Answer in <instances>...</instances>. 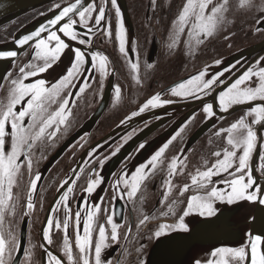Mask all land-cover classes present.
<instances>
[{"label": "flooded vegetation", "instance_id": "obj_1", "mask_svg": "<svg viewBox=\"0 0 264 264\" xmlns=\"http://www.w3.org/2000/svg\"><path fill=\"white\" fill-rule=\"evenodd\" d=\"M71 2L74 0H47L1 17L0 42L7 41L25 27H35L46 16L53 14L51 19L54 18V13ZM92 2L93 0H82L85 6ZM94 2L97 6L103 4L106 7L105 22L89 34L91 45H79L78 41L70 43L72 47L79 46L85 50L89 58L93 51L106 55L109 58V75L101 79L100 73L92 69L90 63L86 64L85 68L88 71L81 79L75 81L77 87L69 90L72 93L78 92L84 78H87L89 87L80 96L70 97L73 103L71 116L66 125L60 126V131L52 140L45 139L42 144L38 142L35 147L32 155L34 162L32 174L34 176L39 172L42 178L33 193L35 208L29 216L24 215L27 211L26 198L30 179L26 171L20 187L13 190L14 195L18 196L16 212L9 216L8 220L11 221V226L15 227L21 245L20 251L16 253L17 264L25 259L24 250L32 252L30 264H42L46 261L45 251L63 256L61 251L63 229L54 228L53 243L48 244L43 240L42 228L49 215H55L56 219L63 220V206H60L59 212L55 214L51 209L56 207L55 201L63 191H67V187L61 188L64 181L73 180L76 183L69 184L73 187V193L69 198V207L72 210L69 239L74 256L78 255V249L75 247L74 214L76 211L83 212V201L86 199L89 207L94 204L101 205V211L96 218L97 232L98 225L103 224L110 235L111 225L107 224L108 215H113L115 222L121 225L118 229L119 240L107 241L108 247L103 250L102 259L110 260L112 264H149L148 255L157 240L154 233L159 225L177 224L179 217L187 210V201L191 196H206L212 187L227 189V185L221 183L225 179L232 178L227 173L213 177L211 184L200 189L191 184V176L195 175L197 170L203 171L211 166L216 159L214 152L229 147L226 143L227 133L217 136L216 132L228 128L239 118L245 117L249 108L261 103L255 101L234 105L228 111H221L217 97L249 67H264V59H262L264 58V23H257L258 20L264 19V11H262L264 0H252L251 7L243 8L239 7V0H229L227 22L211 37H202L203 42L199 44L196 43L195 37L189 36V26H185L184 31L177 35V26L173 24L186 0H155L154 5L152 0H117L121 13L125 2L133 26L132 40H127L125 36L127 55L119 51L115 8L111 6L110 0H94ZM221 2L222 0H213L209 11L212 6ZM56 4H60L61 9H57ZM73 18L78 20V17ZM93 22L90 21V25ZM109 23L111 36L104 34ZM78 30L81 35L86 31L82 27H78ZM60 35L69 42L67 37ZM174 40V46L169 48L168 45ZM34 45L35 41L17 59L11 76L1 90L0 102L6 103L11 86L10 80L19 77L20 67L28 63L42 64V61L34 59ZM133 47L136 57L133 56ZM71 58L72 53L66 50L51 69L39 74L38 77H30L25 82L29 83L39 78L46 80L49 85L54 83L65 74ZM129 60L139 62L142 78V83L139 85L132 79ZM216 60L222 62L216 64ZM149 63L153 65L150 69L147 68ZM224 69L230 70L224 72ZM204 70H207L205 79L224 72L220 77L224 83L214 85L213 90L206 96L197 93L196 96L182 98L171 94L170 89L174 85ZM256 82H258L257 78L253 77V81L245 82L242 87L255 86ZM117 86L121 89L119 102L115 100L114 90ZM69 90L61 96H66ZM157 93L160 94L161 100H169L171 103L131 116L132 112L138 111L148 98ZM206 103H213L215 116L208 118L203 112ZM57 107L58 104L52 105L50 111H54ZM97 112V115L101 116L93 123L91 119ZM128 117L131 118L127 119ZM253 118L246 117V122L251 123ZM27 120L26 117L25 123ZM254 130L257 131L258 137H264V127L256 125ZM178 132L179 135H176ZM75 135L77 137L59 157L51 161L57 150ZM174 135L176 139L166 150L163 163L159 164L142 184L137 196L129 200L125 195L121 199L123 185H120L119 191L114 187L120 176L127 174L130 177L136 167L146 163L154 152ZM133 141L138 142L135 147L112 165V160L120 154V150ZM141 143H144L145 147L137 151ZM259 143L264 144V140H260ZM117 148L119 151L113 156L112 153ZM260 151L264 149L258 147L254 152L250 167L253 169L252 175L257 184L264 188V172L260 169ZM90 152H92L91 156ZM173 157L187 159L184 160L183 171L179 170L181 166L178 165L176 174L171 177L174 187L166 199L164 193L167 189L164 181L169 178L168 165ZM101 160L104 161L102 165ZM96 173L103 177V182L94 192L88 194L84 189L89 179L95 178ZM185 184L189 185V189L181 194L180 189ZM239 203L243 205V211L248 219L256 212L254 202L238 201L228 204L213 200V206ZM170 206L171 210H169ZM144 215H148L150 219L137 227ZM95 236L96 233L94 239ZM41 245H44V248H41ZM244 245L240 243L238 247ZM64 259L66 260V257Z\"/></svg>", "mask_w": 264, "mask_h": 264}, {"label": "snow or ice", "instance_id": "obj_2", "mask_svg": "<svg viewBox=\"0 0 264 264\" xmlns=\"http://www.w3.org/2000/svg\"><path fill=\"white\" fill-rule=\"evenodd\" d=\"M153 5L155 0H152ZM111 6L115 8L117 25L116 38L119 41V51L127 55L126 51V30L123 24L122 13L117 4V0H110ZM213 0H186L178 16L173 21L177 26V35L183 32L185 26H189V36L195 37L196 43H202V37H211L218 28L227 22L226 14L229 11V0H222L210 8ZM252 0H239V7H251ZM57 9H61L60 4H56ZM264 11V9H262ZM95 13V15H94ZM73 17H78L74 19ZM106 20V7L102 4L97 6L93 0L86 6L82 0H74L64 6L54 18L47 21V24H42L38 29L28 35H24L15 44L19 47L28 45L30 41L35 40L34 59L42 61V64L28 63L19 68V77L10 80V89L8 91L6 103L0 102V264H17L16 253L20 251L21 245L19 237L16 234V229L11 226V221L8 220L16 212L17 195H14V188L20 187L23 181L25 171L30 177L28 181V191L26 198L27 211L25 216H29L35 208L33 193L38 187V182L41 180V174L36 172L33 176V159L32 155L35 147L39 143H43L45 139L52 140L60 131L61 125H66L71 116V104L73 101L70 97L73 93L69 90L72 87H77L76 80L83 77V74L88 71L85 65L90 63L92 69L100 73L101 79L109 75L108 62L109 58L100 52H91L90 58L85 50L81 47H72V41H78L79 45H91V40L88 39L90 33L97 29ZM90 21H94L90 25ZM257 23H264V19L258 20ZM78 27L86 29L81 35ZM54 29V30H53ZM42 33H47L46 37H42ZM68 38L69 42L61 38ZM105 35L111 36L110 23L105 28ZM175 40L168 47L172 48ZM72 53L70 66L67 68L64 75L50 85L44 79H35L32 82L26 83L30 77H38L39 74L45 73L53 67L65 53ZM18 55L16 51L0 50V59L15 58ZM264 59V58H262ZM222 61L216 60V64ZM129 68L131 70L132 79L137 85L142 83L140 75L139 62L129 60ZM259 63V62H257ZM151 63L147 64V68H152ZM234 67V66H233ZM230 69H224V72ZM206 71H200L198 74L191 76L189 79L181 81L174 85L170 92L173 96L187 98L196 96L197 93L209 95L217 83H224L220 77L224 72L217 73L209 79H205ZM11 73L0 77L8 79ZM253 77L257 78L255 86H243L245 82L253 81ZM89 87L87 78L79 86L76 96H80ZM66 90L67 95L61 96ZM115 100L119 102L121 99V89L119 86L115 88ZM219 108L221 111H228L234 105L248 104L250 102L260 101L253 107L249 108L245 117L239 118L233 122L228 128L220 129L216 132L219 136L221 133H227L226 143L229 147H225L222 151L213 153L216 157L215 161L206 170H197L195 175L191 176V184L198 189L205 188L212 183L213 177L227 173L230 180L225 179L221 183L227 185V189L212 187L206 196L193 195L187 201V210L179 217V222L175 225L161 224L158 230L155 231V238L166 236L169 231L180 230L189 231L188 225L184 222V217L190 212L196 211L201 216H212L216 209L213 207V200L224 201L228 204H233L238 201H249L258 203L264 206V188H261L254 179L250 167V161L253 158L254 152L259 148L264 149V144H260V140L264 137H258L255 129L256 125L264 127V67H249L243 72L234 82L230 83L224 91L219 93L217 97ZM171 103L169 100H161L159 93L151 96L146 102L139 107L138 111L131 113V116H137L140 113L149 109H154L163 104ZM58 104L54 111H50L52 105ZM18 106L19 109H18ZM203 112L208 118L215 116L213 103H206L203 106ZM28 118L25 123V118ZM246 117H254L251 123L246 122ZM128 117L127 119H130ZM124 123V121H121ZM51 129V131H49ZM179 135V132L176 134ZM130 138V137H129ZM176 139L174 135L166 143H164L150 159L136 167L135 171L128 177L127 174L121 175L116 181L114 187L119 191L122 184L124 191L120 193V198L123 199L126 195L129 200L137 196L142 184L153 174L158 165L163 163V157L169 145ZM145 147L144 143L139 145L140 149ZM95 149L92 150L94 152ZM116 149L112 155H116ZM92 152L89 155H92ZM239 152V155H238ZM43 158V157H42ZM187 158L185 157L184 160ZM261 161L260 169L264 172V151L259 152ZM184 160L179 157H173L168 165V179L164 181L166 191L164 193L167 199L174 185L171 177L179 170L183 171ZM103 160L100 161L102 165ZM234 169L233 171H230ZM83 171V169H81ZM79 174H77L78 176ZM103 182V177L96 173L94 179H89L87 187L84 191L91 194ZM75 180L69 182L64 181L61 188L67 187V191H63L59 199L55 201L56 207L51 209L53 214L59 212L60 206L64 208V218L61 221L56 219L55 215H49L46 218L45 226L42 228L43 240L48 244L53 243V229H63V246L61 251L63 256L53 254L51 251H45L47 260L42 264H112V261L102 259L103 250L108 247L107 241L110 239L113 242L119 240L118 229L120 224L115 222L113 215L107 216V224L111 225L110 235L105 225L96 227L97 214L101 211L100 204L88 206L87 200L83 201L84 208L82 211L75 212V247L78 249V255L74 256L73 247L70 243L69 226L71 222L70 194L73 193ZM189 189V185L185 184L180 189L181 194ZM115 198V197H114ZM171 210V206L170 209ZM150 217L144 215L139 220V224L143 225ZM82 229V230H81ZM94 233H96L94 239ZM248 237L247 243L244 246L230 248H216L212 252V260H208L206 264H264V235L261 234H246ZM44 248V245L40 246ZM25 259L19 261V264H30L32 252L24 250ZM66 257V260L64 259ZM218 258V259H217ZM197 264H200L197 261Z\"/></svg>", "mask_w": 264, "mask_h": 264}, {"label": "water", "instance_id": "obj_3", "mask_svg": "<svg viewBox=\"0 0 264 264\" xmlns=\"http://www.w3.org/2000/svg\"><path fill=\"white\" fill-rule=\"evenodd\" d=\"M47 0H0V18L16 11L27 9L36 4ZM59 11L54 13L58 14ZM52 15L44 17L35 27H25L19 30L13 37L7 41L0 42V50L16 51L18 55L15 58L0 59V77L11 73L19 56H21L35 40L30 41L28 45L22 48L15 44L24 35H28L35 31L42 24H47ZM123 24L126 30L125 36L127 40L133 38V26L125 2L123 5ZM42 37L46 33L41 34ZM133 56L136 57L135 47H133ZM136 62V60H133ZM7 79L0 78V93ZM110 87V85H108ZM76 97L75 93L71 96ZM92 117L93 123L97 121L101 115ZM90 121V122H91ZM78 135V134H77ZM77 135L69 138L66 143L57 150L51 161L59 157L69 144L77 137ZM138 136V135H137ZM133 141L128 143L120 154L112 160V165H115L120 158L124 157L128 151L136 145ZM50 162V161H49ZM48 162V163H49ZM47 165V164H46ZM45 165V166H46ZM264 198V193L261 194ZM256 212L246 217L241 203L236 205H219L213 206L216 212L211 217L201 216L194 211L184 217V222L188 225L189 231L172 230L166 236L157 238L152 248L150 249L148 261L149 264H206L208 260H212V252L216 248L221 247H238L240 243L246 244L248 237L246 234H261L264 235V206L254 203ZM21 237L22 234H21ZM218 259V258H217Z\"/></svg>", "mask_w": 264, "mask_h": 264}]
</instances>
